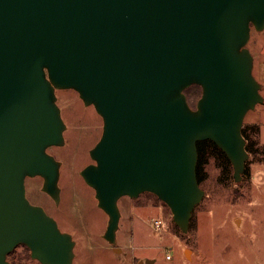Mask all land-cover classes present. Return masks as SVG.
<instances>
[{
	"label": "water",
	"instance_id": "water-1",
	"mask_svg": "<svg viewBox=\"0 0 264 264\" xmlns=\"http://www.w3.org/2000/svg\"><path fill=\"white\" fill-rule=\"evenodd\" d=\"M252 27L264 28V0H0V264L19 244L40 264H73L71 234L25 194V177L38 175L59 201L60 161L47 151L64 143L56 89H74L102 118L80 174L107 214L104 238L116 244L118 199L146 191L187 233L205 193L196 142L225 153L235 182L249 156L243 119L264 100Z\"/></svg>",
	"mask_w": 264,
	"mask_h": 264
},
{
	"label": "rangeland",
	"instance_id": "rangeland-1",
	"mask_svg": "<svg viewBox=\"0 0 264 264\" xmlns=\"http://www.w3.org/2000/svg\"><path fill=\"white\" fill-rule=\"evenodd\" d=\"M246 47L253 56L252 74L264 98V28H251ZM55 93L66 125L64 143L51 145L47 151L60 161L59 201L41 190L43 179L38 175L25 177V194L71 234L73 264H135L141 259H151L150 264H264L263 153L260 160L248 156L238 182L233 180L232 169L208 154L200 171L205 193L193 209L185 234L173 222L169 208L154 195L121 196L116 244L112 246L104 238L107 214L80 174L92 162L89 152L101 135L102 118L74 89H56ZM196 100L189 103L195 106ZM258 120L259 142L264 143V100L246 112L243 124ZM155 218L161 220L158 229L150 224ZM7 259L14 264H40L22 244Z\"/></svg>",
	"mask_w": 264,
	"mask_h": 264
},
{
	"label": "trees",
	"instance_id": "trees-1",
	"mask_svg": "<svg viewBox=\"0 0 264 264\" xmlns=\"http://www.w3.org/2000/svg\"><path fill=\"white\" fill-rule=\"evenodd\" d=\"M184 92L186 94V97L189 103L191 99L198 98L200 96L201 86L197 84H192L189 87H187L184 90ZM190 106L192 105L190 104ZM241 133L243 137L245 138V141H246L245 149L248 152V154L252 158L260 160L261 159L260 155L262 153L264 154V143L259 142V138H258L259 137L258 136L259 126L257 124H243L241 128ZM196 147H197L196 177H197L199 185L201 182L200 171L203 167V164L206 162L208 154L215 156L218 161L223 162L224 163L223 165L225 168L232 169L231 163L226 157L225 153L212 140L210 139L199 140L196 142ZM245 168H246V162H245L244 170ZM145 193H150L154 195L159 201H161L155 194L151 192H147V191ZM190 222H191V219H190ZM23 246L27 248L25 245ZM8 255L9 256L12 255V251ZM11 264H14V263L11 262Z\"/></svg>",
	"mask_w": 264,
	"mask_h": 264
},
{
	"label": "built area",
	"instance_id": "built-area-1",
	"mask_svg": "<svg viewBox=\"0 0 264 264\" xmlns=\"http://www.w3.org/2000/svg\"><path fill=\"white\" fill-rule=\"evenodd\" d=\"M150 224L154 229H158L161 226V220H160V218H155ZM168 251H169V249H168ZM166 258H170L169 253L166 254Z\"/></svg>",
	"mask_w": 264,
	"mask_h": 264
},
{
	"label": "crops",
	"instance_id": "crops-1",
	"mask_svg": "<svg viewBox=\"0 0 264 264\" xmlns=\"http://www.w3.org/2000/svg\"><path fill=\"white\" fill-rule=\"evenodd\" d=\"M248 124H257L259 126V141H260V121H250V122H247Z\"/></svg>",
	"mask_w": 264,
	"mask_h": 264
},
{
	"label": "flooded vegetation",
	"instance_id": "flooded-vegetation-1",
	"mask_svg": "<svg viewBox=\"0 0 264 264\" xmlns=\"http://www.w3.org/2000/svg\"><path fill=\"white\" fill-rule=\"evenodd\" d=\"M60 229H61V228H60ZM61 230H62V229H61ZM63 231H66V230H63ZM112 246H115V245L112 244Z\"/></svg>",
	"mask_w": 264,
	"mask_h": 264
},
{
	"label": "bare ground",
	"instance_id": "bare-ground-1",
	"mask_svg": "<svg viewBox=\"0 0 264 264\" xmlns=\"http://www.w3.org/2000/svg\"><path fill=\"white\" fill-rule=\"evenodd\" d=\"M188 252V251H187Z\"/></svg>",
	"mask_w": 264,
	"mask_h": 264
}]
</instances>
